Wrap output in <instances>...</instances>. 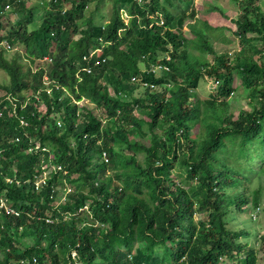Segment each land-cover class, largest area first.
I'll return each mask as SVG.
<instances>
[{
  "label": "trees",
  "instance_id": "1",
  "mask_svg": "<svg viewBox=\"0 0 264 264\" xmlns=\"http://www.w3.org/2000/svg\"><path fill=\"white\" fill-rule=\"evenodd\" d=\"M29 1L0 0V264H258L230 214L260 191L231 159L264 149V0L242 1L234 53L204 1L114 0L97 21L101 0H45L38 25Z\"/></svg>",
  "mask_w": 264,
  "mask_h": 264
},
{
  "label": "rangeland",
  "instance_id": "2",
  "mask_svg": "<svg viewBox=\"0 0 264 264\" xmlns=\"http://www.w3.org/2000/svg\"><path fill=\"white\" fill-rule=\"evenodd\" d=\"M45 0H30L28 5L30 7L35 8L34 10V24L38 25L41 23V20L44 15V9L39 7V3L44 2ZM204 3L203 13L208 14V21L213 26L212 32L214 34L209 33L210 29L208 28L207 22L205 19H201L198 22V29L204 30L208 35L209 40L213 37L217 39H213L214 49L218 52L222 51H230L234 53L238 49H240V45L238 42V38L233 34V28L235 25L232 22V19L238 17L240 12L243 9V0H194V7L198 5V8L201 9V2ZM259 3H262V0H259ZM217 6L219 11L208 12L212 8L211 6ZM97 6V9L93 12V16L97 21L105 19L106 21L110 18L113 12L114 0H101L98 4L94 3L93 8ZM193 7V6H191ZM264 9V7H262ZM191 11L189 8L188 12ZM223 11V12H222ZM199 15H201V12ZM123 15L126 21H129V16L126 12H123ZM197 17V16H196ZM232 27V28H231ZM203 36L199 34L197 37V42L201 41L200 39ZM193 37V36H192ZM194 56H204L206 53L203 52L201 54L200 49L194 45L193 52ZM205 57L209 60H212L214 57V53H207ZM158 69V67H156ZM206 80H202L201 88H200V96L209 97V94L217 87V82L210 79L205 78ZM236 91L231 96L228 101V107L226 108L228 111L234 112L236 115L243 109L249 108V98L247 97V90L241 86L240 79L236 80ZM0 93L3 91L0 90ZM264 153V149H261L260 146L251 147L248 153L247 159H239L232 156L231 162L233 165L235 164L242 172L249 176L250 182H246L249 184V196H252L256 190L260 191V204L257 208H254L252 204L246 207L245 212H241L235 207L232 209V213L230 214V218H233L230 221V225L232 228L236 229H248L250 232L247 236L241 238L242 243L247 244L248 246H253L256 249H259V261L258 264H264V247L263 241L261 240V236L264 235V159H261L258 154ZM143 157L142 154L139 155ZM236 160L239 163H236ZM241 164V165H239ZM54 168L53 165L48 166L47 172L48 174ZM249 171H248V170ZM178 173L182 176V179L185 178V172L183 169L178 170ZM195 183V181H192ZM244 183V185H245ZM70 189L69 187H64L59 190V200L65 199L66 193ZM244 187L241 186L240 190H243ZM67 190V191H66ZM29 241V240H27ZM76 253L74 252L73 255ZM82 263V262H81ZM79 263V264H81ZM223 264H238L236 261L226 260Z\"/></svg>",
  "mask_w": 264,
  "mask_h": 264
},
{
  "label": "built area",
  "instance_id": "3",
  "mask_svg": "<svg viewBox=\"0 0 264 264\" xmlns=\"http://www.w3.org/2000/svg\"><path fill=\"white\" fill-rule=\"evenodd\" d=\"M104 157H105V159L108 161V157H107V154L106 153H104ZM58 168H60V166H58ZM47 171H45L39 178L37 177V180L35 181V186H36V188H39L40 187V185H41V183H43L45 180H46V178H47V176H48V174H46L45 175V173H46ZM70 190V189H69ZM9 211V210H8Z\"/></svg>",
  "mask_w": 264,
  "mask_h": 264
}]
</instances>
